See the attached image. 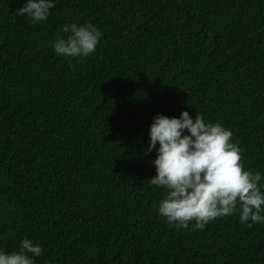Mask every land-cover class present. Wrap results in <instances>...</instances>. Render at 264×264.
I'll return each mask as SVG.
<instances>
[{
	"label": "trees",
	"instance_id": "trees-1",
	"mask_svg": "<svg viewBox=\"0 0 264 264\" xmlns=\"http://www.w3.org/2000/svg\"><path fill=\"white\" fill-rule=\"evenodd\" d=\"M23 3L0 0V247L28 236L35 264H264L262 224L159 216L144 152L156 113L198 111L264 172V0H56L36 24ZM85 21L103 36L70 66L51 41Z\"/></svg>",
	"mask_w": 264,
	"mask_h": 264
},
{
	"label": "clouds",
	"instance_id": "clouds-1",
	"mask_svg": "<svg viewBox=\"0 0 264 264\" xmlns=\"http://www.w3.org/2000/svg\"><path fill=\"white\" fill-rule=\"evenodd\" d=\"M55 4L56 0H24L15 14L36 24L48 19ZM59 31L51 47L70 66L73 59L93 54L103 36L91 21L68 22ZM231 137V129L219 121H205L198 111L195 116L187 110L178 116H153L144 148L145 154L155 150V175L148 181L164 190L156 212L168 224L186 228L191 223L194 230L203 229L211 220L237 214L242 225H264V172L243 166L241 149ZM10 211L11 206L0 201V222ZM13 232L9 228L7 235ZM42 254L41 244L24 236L16 250L0 247V264H35Z\"/></svg>",
	"mask_w": 264,
	"mask_h": 264
}]
</instances>
